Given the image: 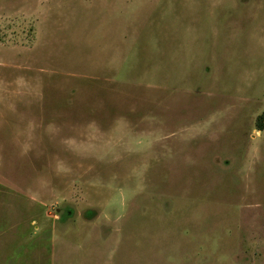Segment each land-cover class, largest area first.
Returning <instances> with one entry per match:
<instances>
[{
  "label": "rangeland",
  "instance_id": "374dc122",
  "mask_svg": "<svg viewBox=\"0 0 264 264\" xmlns=\"http://www.w3.org/2000/svg\"><path fill=\"white\" fill-rule=\"evenodd\" d=\"M263 115L264 0H0V264H264Z\"/></svg>",
  "mask_w": 264,
  "mask_h": 264
},
{
  "label": "trees",
  "instance_id": "16d2710c",
  "mask_svg": "<svg viewBox=\"0 0 264 264\" xmlns=\"http://www.w3.org/2000/svg\"><path fill=\"white\" fill-rule=\"evenodd\" d=\"M263 117H264V115H263ZM261 130H263V129H262V128H260V129H259V131H261Z\"/></svg>",
  "mask_w": 264,
  "mask_h": 264
}]
</instances>
